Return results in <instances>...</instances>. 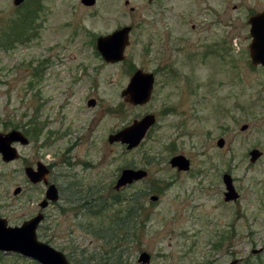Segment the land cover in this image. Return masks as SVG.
<instances>
[{
    "label": "rangeland",
    "instance_id": "1",
    "mask_svg": "<svg viewBox=\"0 0 264 264\" xmlns=\"http://www.w3.org/2000/svg\"><path fill=\"white\" fill-rule=\"evenodd\" d=\"M42 2L32 36L0 45V132L20 129L28 138L13 144L17 159L5 162L0 155V217L20 225L41 210L45 186L24 174L25 166L41 161L52 165L49 181L60 185L61 195L72 178L78 193L99 197L107 212L125 210V202L109 206L114 195H137L142 207V226L115 250L79 226L96 218L78 206L42 209L37 237L69 264H222L233 258L264 264V68L249 61L247 21L264 10V0ZM29 3L18 9L0 0V37ZM126 25L132 29L125 59L105 62L95 39ZM139 68L153 72L154 87L148 102L134 106L120 92ZM151 113L156 122L137 147L107 142L109 133ZM31 119L38 134L25 133ZM252 148L261 150L254 162ZM174 154L190 160L186 171L170 165ZM123 167L147 175L115 190ZM223 173L238 192L229 202ZM141 252L149 254L147 263L138 261ZM0 264L40 263L0 251Z\"/></svg>",
    "mask_w": 264,
    "mask_h": 264
},
{
    "label": "water",
    "instance_id": "2",
    "mask_svg": "<svg viewBox=\"0 0 264 264\" xmlns=\"http://www.w3.org/2000/svg\"><path fill=\"white\" fill-rule=\"evenodd\" d=\"M23 0H13L14 5H19ZM150 1V0H148ZM84 5H92L95 0H81ZM126 3L127 0H125ZM249 24V35L251 41L248 44L249 61L253 66L260 65L264 67V11L256 12L247 17ZM130 25L118 27L105 36H98L95 40V48L102 56L105 62L116 63L125 59L124 51L129 43ZM155 75L152 71L146 72L141 68L136 69L131 75L120 92V96L126 103L137 106L148 102L151 99ZM89 105L95 104V99L91 98L88 101ZM156 122L155 115L145 114L140 119H134L129 125L121 127L115 132L108 135L107 142L122 143L126 150L138 146L142 138L145 136L149 128ZM246 124H241L240 129L245 130ZM14 143L25 145L28 143V138L20 129H10L7 132H0V155L5 162L12 161L18 158V152ZM224 144V138L219 137L216 145L221 147ZM261 154V150L252 148L249 150V160L256 161ZM169 163L178 171H186L189 168L190 160L182 154H174L169 158ZM118 175L114 189L119 190L133 181L143 179L147 172L143 169L123 167ZM24 174L32 184L43 183L47 184L44 191V197L39 202V207L43 209L49 201L58 200L59 194L55 184H48L49 169L47 165L41 161H37L35 167L25 166ZM225 185L223 200L229 202L238 197V192L234 189L233 179L228 173H223L221 176ZM21 188L17 186L13 193L17 194ZM157 195H151L150 200L155 201ZM43 219V213L38 212L27 220H24L20 225H7L5 218L0 217V251L13 252L20 254L26 258H30L40 264H69L66 255L41 241L37 237V227ZM138 261L147 263L150 259L149 254L141 252L138 255ZM239 259L233 258L229 262L222 264H236ZM109 264V263H100Z\"/></svg>",
    "mask_w": 264,
    "mask_h": 264
},
{
    "label": "trees",
    "instance_id": "3",
    "mask_svg": "<svg viewBox=\"0 0 264 264\" xmlns=\"http://www.w3.org/2000/svg\"><path fill=\"white\" fill-rule=\"evenodd\" d=\"M18 21L17 19L13 21L10 25L11 31L8 34H3L0 37V45L5 48L11 47L15 41L24 42L27 41L34 31H36V19H37V8H35L32 4H28L24 10L18 11ZM6 37H3V36ZM3 37V38H2ZM40 72L35 68L34 76L32 78H38ZM32 81V80H31ZM30 81V83H32ZM35 119H31L29 121V125L31 124V129L25 130V133L28 134H38V124H35ZM41 128V127H40ZM28 131V132H27ZM76 184H72L68 186L70 193H75L78 191L75 189ZM112 190V189H111ZM115 193V192H114ZM73 195V194H72ZM114 195V194H113ZM65 198L70 199L71 196H65ZM75 200L79 203L81 200L84 201V206L80 208L84 214L93 216L96 218V221L90 219L86 223L79 222V226L84 228L87 232L94 235L100 241L104 243L111 250H115V243L117 247H122L125 243H129L134 238L136 230L142 226L143 221L142 213H141V206L137 204L139 201V196H123L118 197V195H114L112 197V201L109 206L115 203H123L125 202V210L121 212V210L112 212H107V204L102 201L100 198H93L90 199L87 195L83 197H76ZM89 201L87 202V200ZM87 202V203H86ZM90 204V205H89ZM79 209V208H78ZM63 212L65 211L64 208H60ZM214 247L221 246L219 241H215L213 243ZM123 250L120 251L119 255H121ZM207 264H213V261H208Z\"/></svg>",
    "mask_w": 264,
    "mask_h": 264
},
{
    "label": "flooded vegetation",
    "instance_id": "4",
    "mask_svg": "<svg viewBox=\"0 0 264 264\" xmlns=\"http://www.w3.org/2000/svg\"><path fill=\"white\" fill-rule=\"evenodd\" d=\"M26 0H23L19 5H14V6H16L18 9L19 8H21V7H19V6H22L23 4H24V2H25ZM81 1V0H80ZM150 1H152V0H150ZM12 2H13V0H12ZM82 3V2H81ZM29 4H32L35 8H37V17L39 16V13L43 10V2H42V0H30V3ZM83 4V3H82ZM93 5V4H92ZM132 9V8H131ZM264 11V10H263ZM260 12V11H259ZM255 13V12H254ZM251 15V14H250ZM249 16V15H248ZM247 16V17H248ZM37 20V19H36ZM131 26V25H130ZM131 29H132V27H131ZM131 31V30H130ZM130 33V32H129ZM95 105V104H94ZM94 105H91V106H94ZM47 165V164H46ZM47 167H48V169H49V174H48V184H50V183H53V184H55V186H56V188H57V190H58V194H59V197H58V200H56V201H49L48 202V204L46 205V207H44L43 209H45V208H48V207H55V208H64L65 210L66 209H73L75 206H78L77 208H79V209H77L76 211H79L80 210V208H82V206H84V201H80L79 203H77L75 200H77L76 199V197H83V196H85V195H87V197L90 199V197H93V194H90V193H84V194H80V193H77V192H75V193H70V191H68V190H71V189H69L68 188V186H70V185H72V184H76L77 185V181L76 180H74V179H72V178H69L70 180H69V182H67L66 184V188H67V194H60V191L62 190V188H60V185H58L57 183H55V182H50L49 181V176H50V173H51V168H52V165L51 164H48L47 165ZM42 183V182H41ZM38 184V183H37ZM43 184V183H42ZM44 186H45V189H46V187H47V184H43ZM77 191H79V190H77ZM73 194V195H72ZM60 196H63V198H64V200H65V202L63 203V204H61L60 203ZM65 196H71V199H73L72 201L70 200V199H67V198H65ZM97 198H99V197H97ZM89 199L87 200V202L89 201ZM42 200V199H41ZM40 200V201H41ZM39 201V202H40ZM86 202V203H87ZM90 205V204H89ZM76 211H75V213H76ZM38 212H42L43 213V211H42V209L40 210V211H38ZM37 212V213H38ZM45 218V215H44V213H43V219ZM42 219V220H43ZM42 222V221H41ZM40 222V223H41ZM40 225V224H39Z\"/></svg>",
    "mask_w": 264,
    "mask_h": 264
}]
</instances>
